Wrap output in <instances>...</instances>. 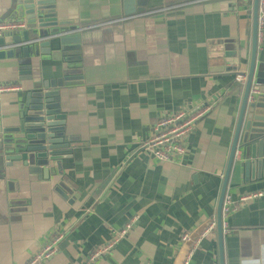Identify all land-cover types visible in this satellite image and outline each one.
I'll list each match as a JSON object with an SVG mask.
<instances>
[{"label": "crops", "instance_id": "obj_1", "mask_svg": "<svg viewBox=\"0 0 264 264\" xmlns=\"http://www.w3.org/2000/svg\"><path fill=\"white\" fill-rule=\"evenodd\" d=\"M123 1L54 0L61 19L78 29L112 24L78 34L86 52L82 80L61 91L66 128L77 142L60 161L63 175L39 180L27 163L7 162L2 147L0 264H27L55 236L62 239L44 264H85L126 226L125 240L97 264H181L192 244L181 245V236L215 216L243 91L234 69L241 75L248 68L252 0H133V16H143L117 22L131 17ZM8 3L0 0V24H22L8 18ZM4 39L8 49L12 38ZM18 62L0 60V88L17 87L0 93L1 141L28 85L19 83ZM38 65L33 75L51 78L42 68L49 64ZM255 78L264 79V46ZM208 104L182 158L159 163L143 150L162 115ZM242 146L226 194L233 202L264 189V144ZM226 224L224 264H264V199L245 202ZM190 264H219L216 235L202 240Z\"/></svg>", "mask_w": 264, "mask_h": 264}, {"label": "water", "instance_id": "obj_2", "mask_svg": "<svg viewBox=\"0 0 264 264\" xmlns=\"http://www.w3.org/2000/svg\"><path fill=\"white\" fill-rule=\"evenodd\" d=\"M258 2L252 0L248 68L245 74H241L245 82L216 205L215 235L219 264H224L223 244L226 239L221 210L239 144H251L252 149L256 146L254 150L264 144V79L255 78ZM122 5L125 17L136 13L133 0H124ZM7 13L9 19L21 22L24 30L10 32L0 38V60L5 57L18 59L19 83L27 82L28 85L19 97L17 110L9 117L14 127L2 131L0 153L4 147L7 162L27 163V171L39 180L61 177L63 168L60 161L71 155V148L77 143L68 134L66 116L61 112V91L82 80L78 73L85 66V46L80 35L71 33L78 29V23L61 19L64 13L54 0H9ZM6 36L13 41L8 49L3 48ZM40 62L49 64L42 68L50 70L51 78H44L43 71L33 75L32 69L39 68ZM252 87L255 95L249 100ZM241 167L246 171L249 166L246 162ZM23 172L26 173L24 169ZM62 181L67 182L65 178ZM54 192L68 201L60 187L54 188Z\"/></svg>", "mask_w": 264, "mask_h": 264}, {"label": "built area", "instance_id": "obj_3", "mask_svg": "<svg viewBox=\"0 0 264 264\" xmlns=\"http://www.w3.org/2000/svg\"><path fill=\"white\" fill-rule=\"evenodd\" d=\"M205 0H196L194 3L202 2ZM170 8H164L161 11H167ZM143 14L131 16L125 19H120L117 22L129 21L138 17H142ZM110 22H101L100 24H94L87 26L82 29H77L71 33L76 35L80 34L83 31L98 29L107 25H111ZM24 29L23 24H0V38L10 32H18ZM257 45L258 48L264 46V0H259L258 2V26H257ZM245 74V73H244ZM236 83L244 84L245 77L240 74L235 75ZM16 86H4L0 88V93L14 91ZM252 87L250 91L249 100L255 95V91ZM211 110V105H203L196 107L194 109L189 107H181L178 110L164 114L156 122L155 126L152 129V138L143 146V150L149 152L154 159L159 163H164L167 161L173 160V158H182L186 151V140L192 131V128L195 123L198 122L203 116L209 113ZM264 199V189L244 195L238 199V201L233 202L232 198L225 196L222 210H221V219H222V228L223 233L226 235L227 224L226 220L228 216L236 212V210L243 205L245 202L250 200H263ZM216 230V221L215 216L200 227L198 230L192 232L184 233L180 238L181 245H187L192 242L190 248L185 254L184 259L181 261V264H190V261L194 255V252L199 247L203 239L208 236L215 237ZM129 231V226L121 229L118 232H112V240L110 243L104 247L97 248L94 250L91 255L86 260L85 264H97L103 258H105L111 250L118 244L120 241L125 240L127 233ZM195 239L193 240V238ZM60 236H55L47 241H45L41 248L36 252L28 261L27 264H44L47 260H50L56 254V249L58 244L61 241ZM215 253V249H213Z\"/></svg>", "mask_w": 264, "mask_h": 264}, {"label": "trees", "instance_id": "obj_4", "mask_svg": "<svg viewBox=\"0 0 264 264\" xmlns=\"http://www.w3.org/2000/svg\"><path fill=\"white\" fill-rule=\"evenodd\" d=\"M247 36H249V38L251 37V26H250V28L247 31ZM248 62H249V59L247 60V65H248ZM234 73L235 74H239L237 68L234 69ZM241 88H242V84H241Z\"/></svg>", "mask_w": 264, "mask_h": 264}]
</instances>
